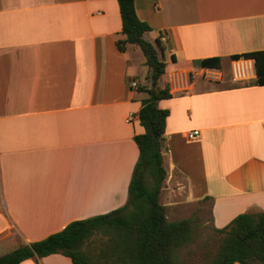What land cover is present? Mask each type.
I'll use <instances>...</instances> for the list:
<instances>
[{
  "label": "crops",
  "instance_id": "1",
  "mask_svg": "<svg viewBox=\"0 0 264 264\" xmlns=\"http://www.w3.org/2000/svg\"><path fill=\"white\" fill-rule=\"evenodd\" d=\"M133 2L143 37L180 62L159 86L183 94L157 103L169 111L167 220L207 203L203 224L221 229L264 211V85L252 59L230 58L264 50V0ZM120 28L116 0H0V256L126 203L148 67L136 46L117 49ZM214 57L221 68H193ZM233 62H247V78L218 86ZM18 264L73 263L54 253Z\"/></svg>",
  "mask_w": 264,
  "mask_h": 264
},
{
  "label": "trees",
  "instance_id": "2",
  "mask_svg": "<svg viewBox=\"0 0 264 264\" xmlns=\"http://www.w3.org/2000/svg\"><path fill=\"white\" fill-rule=\"evenodd\" d=\"M121 19L119 51L127 45L138 47L148 67V85L138 86L147 96L142 99L138 119L144 131L134 136L138 158L134 165L124 205L103 214L74 220L60 231L21 243L0 256V264H18L27 258L59 253L73 264H184L178 251L195 240L197 219L188 217L169 221L160 194L166 178L162 146L165 120L169 111L159 108L162 99L181 96L170 92L168 83L159 86L161 77L178 70L180 62L171 56L161 58L156 47L143 35L150 26L140 20L133 0H116ZM233 60L252 59L256 83L264 85V50L231 55ZM196 70L219 69L220 58L192 61ZM220 236L218 248L206 264H264V211L243 212L225 227L213 229ZM192 264V263H189Z\"/></svg>",
  "mask_w": 264,
  "mask_h": 264
},
{
  "label": "rangeland",
  "instance_id": "3",
  "mask_svg": "<svg viewBox=\"0 0 264 264\" xmlns=\"http://www.w3.org/2000/svg\"><path fill=\"white\" fill-rule=\"evenodd\" d=\"M136 57H143L141 50L137 47ZM138 53V54H137ZM144 70V67L142 68ZM214 76V75H213ZM137 77L141 79L146 85H148V80L142 79V73L137 74ZM232 78L231 67L225 68L220 76L218 86L225 85L230 82ZM246 79V78H245ZM208 206L207 203L198 209L195 214L191 217L197 219V229L195 240L189 244L187 247H183L178 251L179 259L181 263L184 264H206L215 254L218 244H219V234L215 232L208 224L204 223V218L207 217Z\"/></svg>",
  "mask_w": 264,
  "mask_h": 264
},
{
  "label": "built area",
  "instance_id": "4",
  "mask_svg": "<svg viewBox=\"0 0 264 264\" xmlns=\"http://www.w3.org/2000/svg\"><path fill=\"white\" fill-rule=\"evenodd\" d=\"M242 61H243V60H242ZM235 62H237V61H235ZM235 62H233L232 66H231V69H232V77H233V79H235V80H240V79H245V78H247V77H242L241 73H243V70H240V68H239L238 66L235 67V66H234V63H235ZM130 85H131V87H133V88H136V87H137V83H136V81H131ZM132 119H133V114H132V113H129V114L127 115V117L125 118V121L130 122ZM197 135H198V131H197V130H193V131H190V132L188 133V138L191 139V138L196 137Z\"/></svg>",
  "mask_w": 264,
  "mask_h": 264
},
{
  "label": "bare ground",
  "instance_id": "5",
  "mask_svg": "<svg viewBox=\"0 0 264 264\" xmlns=\"http://www.w3.org/2000/svg\"><path fill=\"white\" fill-rule=\"evenodd\" d=\"M235 65H237L240 68V70L241 69L243 70V74L245 73V70H248L249 69L247 62H238ZM237 66H235V67H237Z\"/></svg>",
  "mask_w": 264,
  "mask_h": 264
}]
</instances>
